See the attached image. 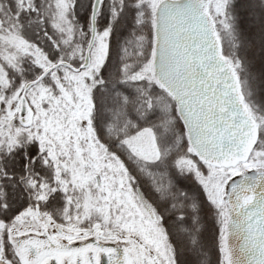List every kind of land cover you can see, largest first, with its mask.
<instances>
[{
  "label": "snow or ice",
  "instance_id": "6c2138e0",
  "mask_svg": "<svg viewBox=\"0 0 264 264\" xmlns=\"http://www.w3.org/2000/svg\"><path fill=\"white\" fill-rule=\"evenodd\" d=\"M0 264H264V0H0Z\"/></svg>",
  "mask_w": 264,
  "mask_h": 264
}]
</instances>
